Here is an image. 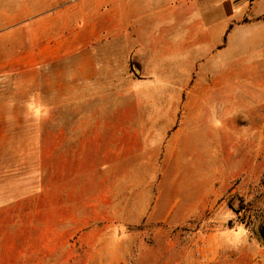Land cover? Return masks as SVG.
Returning <instances> with one entry per match:
<instances>
[{
  "label": "rangeland",
  "instance_id": "1",
  "mask_svg": "<svg viewBox=\"0 0 264 264\" xmlns=\"http://www.w3.org/2000/svg\"><path fill=\"white\" fill-rule=\"evenodd\" d=\"M22 46L30 52V42ZM259 53L233 59L246 103L205 98L188 121L179 115L159 138L135 136L126 152L112 137L80 136L90 114L112 129V114L138 118L159 106L122 105L129 92L112 87L114 74L81 79L78 56L36 65L0 55V264H106L111 256L115 264H264ZM132 69L125 80L137 79ZM148 124L162 131L163 122L141 120L135 130Z\"/></svg>",
  "mask_w": 264,
  "mask_h": 264
},
{
  "label": "crops",
  "instance_id": "2",
  "mask_svg": "<svg viewBox=\"0 0 264 264\" xmlns=\"http://www.w3.org/2000/svg\"><path fill=\"white\" fill-rule=\"evenodd\" d=\"M24 41L31 47L25 55ZM259 52L264 56V0H0V55L31 57L36 65L40 58L78 56L81 79L89 72L114 74L112 87L129 92L122 105L160 107L139 112L138 118L112 114L118 124L112 129L90 114L80 136L112 137L121 152L129 151L135 136L164 135L179 115L188 121L205 98L227 106L246 103L248 87L233 81V59ZM132 67L137 79L125 80ZM228 111L232 114V107ZM137 120L163 122L162 131L153 134L151 124L135 130ZM141 142L151 146L161 140ZM175 210L163 215L167 222Z\"/></svg>",
  "mask_w": 264,
  "mask_h": 264
}]
</instances>
